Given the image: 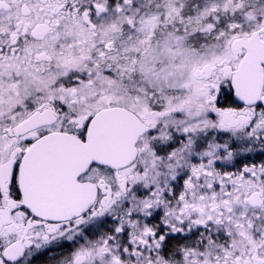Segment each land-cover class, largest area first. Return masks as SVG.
Returning a JSON list of instances; mask_svg holds the SVG:
<instances>
[{
  "label": "snow or ice",
  "instance_id": "obj_1",
  "mask_svg": "<svg viewBox=\"0 0 264 264\" xmlns=\"http://www.w3.org/2000/svg\"><path fill=\"white\" fill-rule=\"evenodd\" d=\"M0 264H264V0H0Z\"/></svg>",
  "mask_w": 264,
  "mask_h": 264
}]
</instances>
